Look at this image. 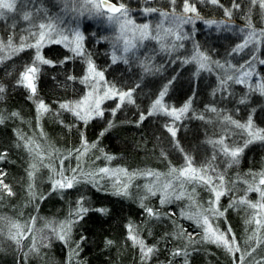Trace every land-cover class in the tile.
I'll use <instances>...</instances> for the list:
<instances>
[{
    "label": "trees",
    "instance_id": "trees-1",
    "mask_svg": "<svg viewBox=\"0 0 264 264\" xmlns=\"http://www.w3.org/2000/svg\"><path fill=\"white\" fill-rule=\"evenodd\" d=\"M114 1L138 8L131 0ZM234 3L240 7L234 8ZM196 7L207 19H226L225 9H229L227 21L235 29L217 33L213 28H197V43L213 64L209 72L184 65L182 60L192 51L189 40L171 55L158 53L153 42H147L134 56L152 62L145 69L131 58L112 63L110 48L102 39L108 30L81 22L84 49L96 67L117 90H133V102L121 103L114 115L115 99L105 100L100 107L103 116L87 122L60 108L79 99L84 65L60 45L43 50L51 63L40 69L34 96L17 82L28 52L0 60L4 89L0 92V154L5 156L0 159V180L12 193L0 184V264H240L241 256L243 264H264V227L257 229V211L250 206L256 203L254 186L264 176V140L247 145L233 164H227L210 141L225 134L229 142L233 135L234 143H239L237 133L225 131L230 123L223 122L222 113L236 120L250 113L257 126L264 128L263 99L254 86L245 92L232 80L228 86L234 90L227 97L211 92L216 73L227 78L250 60L264 81L261 46L258 51L255 47L233 51L242 40L237 33L243 27L248 30L251 23L256 31L264 30V9L250 0H218V4L203 0ZM19 16L15 11L0 18V41L26 33L30 21ZM165 85L167 107L181 106L191 98L192 114L175 125V137L168 131L171 121L166 113L149 115ZM40 101L47 111L38 113ZM186 157L191 158V166L215 169L223 178L218 200L212 184L179 177ZM101 168L109 171L101 173ZM58 180L71 181L72 187L54 188ZM259 187L264 191V185ZM162 199L166 202L161 203ZM259 201L264 204L261 195ZM149 208L152 215L146 211ZM198 215H207L211 229L226 234L230 242L235 236L239 251L229 253L206 240L204 227L195 218ZM129 226L133 235L155 249L147 259L129 239ZM64 231L66 240L58 239ZM177 249L187 255H174Z\"/></svg>",
    "mask_w": 264,
    "mask_h": 264
},
{
    "label": "rangeland",
    "instance_id": "rangeland-1",
    "mask_svg": "<svg viewBox=\"0 0 264 264\" xmlns=\"http://www.w3.org/2000/svg\"><path fill=\"white\" fill-rule=\"evenodd\" d=\"M97 3H99V0H96ZM134 5V2L138 3V8L135 7H128L125 6V8L128 10V15H127V20L132 21L133 23L128 25L126 29V34L125 38L129 41H131V44L133 45L130 47L129 51L125 52L124 51V40L120 39V26L119 24H114L110 22L106 16H100L93 14L92 12L89 11L90 5L85 4L84 0H24L23 4L17 5V14L20 15L19 17H22L23 19V14L25 12H30L31 19L29 20L30 22L26 26V33L22 34L18 39L13 37V46L14 47H19L21 44V37H24L25 43L28 44H35V39L30 36V33L36 32L37 25L40 23H47L49 19L52 20V22L56 25L57 31L62 33L63 36L68 37V41H63L62 36L55 35L53 34V42H44L43 46L40 48V55L48 60L45 55L43 54V50L47 46H51L54 44L60 45L62 48L66 49L68 53L72 57H77L79 58L83 63V71H82V76H81V81L85 77L88 69V59H91L89 55L85 52L84 46H85V39L86 36L83 33L82 27H81V22L82 21H87V23H91L94 25H98L97 27H102L105 30H108L109 34H106L102 39L105 41L106 45L109 46L110 48V61L113 62V55L115 54L118 59L116 60L115 63H125L127 61L131 60L140 66L139 68H146V66H149L152 62L148 61L145 62L144 59H134V56L137 55L139 50L145 46L147 42H153L154 47L157 49L158 53L160 54H166V55H171L175 53V51H179L182 49V46L184 42L187 40L190 41L191 46H192V51L190 52V55L183 59L182 61L186 64H192L194 66L195 71H206L209 72L211 69H213V64L210 62L209 58L207 60H201L200 54H203V56L206 57V55L201 51L198 43H197V38H196V30L200 26L205 27V28H213L216 30L217 33H221L223 31L227 32H234L235 29L231 28V23L227 21V19L230 17L225 14L226 19H218V18H204L203 14L200 13L198 10L196 13H187L184 14L185 18L191 17V20H188L187 22H179L173 17V13L175 17H179L182 14V9H183V4L182 0H176L175 5L172 4L171 0H131ZM195 2V0H193ZM199 4L203 3V0H198ZM147 4V5H146ZM197 4V2H196ZM36 8V9H35ZM146 8H151V9H157L158 11L156 12H149L145 13L144 9ZM35 9V10H34ZM197 9V7H196ZM33 10V11H32ZM161 13H167L168 16H162ZM197 14L199 18L197 17ZM14 23H17V20H13ZM208 21H214L215 23L209 24ZM28 22V21H26ZM144 24L149 25L148 33L147 36L143 39H141V32L138 29V27L135 26H141ZM25 26V25H24ZM233 29V30H232ZM170 30V31H169ZM79 32L83 39L80 41L82 45V50H83V55H77L74 53L71 48L75 47V33ZM259 33V31H256ZM249 33V29L247 30L246 27H243L241 31H239L237 34L240 36L242 35V40L239 42V44H243L244 40L247 38ZM179 37V38H177ZM17 39V43L14 42V40ZM61 41V42H54V41ZM8 39L4 42V45H7ZM66 43H70V47H66ZM238 44V45H239ZM264 37L258 36L257 39L248 45V47L244 48L242 51L248 49L249 47H255L253 50L258 51V47L261 46V50L264 49ZM234 49L236 48V45L233 46ZM25 52H28V55L24 56L25 57V62L23 66L25 65H31L32 61L35 59L36 56V49L35 48H25L23 51L13 55L11 54V50L7 47L4 48L3 51H0V57H3L4 60L9 57L25 54ZM138 56V55H137ZM92 61V60H91ZM251 60L245 64L243 68H240L238 71L233 72V74L228 75V77H233V79L229 80L227 78H222V76H227L226 74H215V83L214 86L212 87V94L213 95H219L223 97H227L232 93L234 90V86L230 87L228 84L233 80L234 83H236L239 86L244 87L245 92L246 91H251L252 87L254 86L256 89L257 94L261 96L263 99L262 104L264 105V93H262L259 89V85L264 84V81L261 77V75L258 73V71L255 69V67L251 66ZM93 65L95 66L97 71H101L96 67V64L92 61ZM201 63H203V67H201ZM48 64H39V71L40 69ZM252 67V68H251ZM150 70V69H148ZM247 72L249 75L244 78L243 74ZM39 73V72H38ZM37 73V76H38ZM104 76V81H98V78H90V80L86 83L81 84V95L77 101L74 103H71V106H75L76 102L82 101L86 96H89V93L92 95L89 97V101L87 103H91L94 99H98L100 97L104 96V92L107 91L108 89L112 88L111 84L106 80V77L103 73ZM244 78V83H237L236 80ZM37 79V78H36ZM125 83H127V79L124 80ZM222 81H225V83L222 84ZM36 83V80H35ZM235 84V85H236ZM230 87V88H229ZM115 91H120L117 90L116 88L114 89ZM123 90V91H128ZM159 97H157L158 99ZM108 99H115L117 100L118 104H121V101L119 100L118 96H112L111 98ZM107 100V99H102L100 103V107L102 103ZM127 101V100H125ZM191 102V98L181 106H176V107H167L168 105L165 104L162 98V104L169 110L171 109H176L177 111L181 108L184 107L185 104ZM87 103L82 106L81 109H76L77 111H81L83 114V111L86 110L87 108ZM192 104L190 103V106L186 112H184L182 115H180L179 119H176L174 116L168 115L171 121V128L175 131L174 127L175 125L188 115H191L192 111ZM165 113L164 111H160ZM223 114V113H222ZM220 114L223 116L224 121L227 123H230L228 127L225 129V131H231V133H237L238 134V140L239 143L235 144L234 142L237 140L236 137L232 135L231 139L233 141L229 142L226 139V135L223 134L219 137H215L214 139H208L210 141H213L216 143L217 148H219V154H221L222 158L227 161V164H233L236 163L242 154V151L239 153L238 157L233 160V158L230 155H225L224 151H222V147L226 146L229 151H231L234 148H245V143L247 141H251L250 143H247V145H250L253 142H259L262 141L260 139H254L249 132L250 131H255V130H261L260 134L264 135V128L258 127L256 124V121L253 120L252 115L249 113L247 118L243 120H236V119H231L230 115L228 114ZM96 116L95 114L92 115ZM230 118V119H229ZM249 119H251L252 122V129L249 130L247 128H239L236 126V124L232 123L231 121H236L239 124H247ZM223 138L224 145L222 146L221 144L218 143ZM191 166V165H190ZM189 167L188 161H185V164L182 165V169H186ZM191 168L198 170L199 175H204L205 179H211V184H212V189H215L216 192H221L223 191L221 181H220V175L217 173L215 169L213 170H206V169H199L196 167L191 166ZM179 175V172H177ZM126 177V175H125ZM264 179V176H262L259 180V184H256L258 186H254L255 190L259 188L261 190L260 186V181ZM218 182V183H217ZM207 184V185H211ZM218 184V186H216ZM257 196H256V219H261L262 217L258 215L261 213V208L259 205L261 202L259 201L260 197V191H257ZM222 193V192H221ZM214 197L216 198V194H214Z\"/></svg>",
    "mask_w": 264,
    "mask_h": 264
},
{
    "label": "snow or ice",
    "instance_id": "snow-or-ice-1",
    "mask_svg": "<svg viewBox=\"0 0 264 264\" xmlns=\"http://www.w3.org/2000/svg\"><path fill=\"white\" fill-rule=\"evenodd\" d=\"M85 4L90 5V9L89 11L92 12L93 14L96 15H100V16H106L107 19L114 23V24H119L120 26V39L124 40V51L127 52L129 51L130 47H132L133 45L131 44V41L127 40L125 38V34H126V29L128 27V25L132 24L133 22L130 20H127V15H128V10L125 8V5L123 3H120L118 6L117 4L111 3L110 0H99V3L96 2V0H84ZM172 4L175 5L176 0H171ZM196 2H198V0H195V2H193V0H182V4H183V9H182V14L179 17H175L174 13H173V17L174 19H176L179 22H187L188 20H191V17H187L185 18L184 14L187 13H196L197 9H196ZM210 2L212 4H218V0H210ZM252 5H259V7L261 9H264V0H250ZM19 4H23L24 0H0V18H4L7 13L10 12H15L17 11V5ZM234 8H239L240 5L237 3L233 4ZM158 11L157 9H151V8H146L144 9L145 13H149V12H156ZM225 14L226 15H231V11L229 9H225ZM31 13L30 12H25L23 14V20L25 21H29L31 19ZM162 16H168L167 13H161ZM199 18L198 14L197 17ZM250 19V18H249ZM209 24L215 23L214 21H208ZM37 27V31L36 32H32L30 33V36L32 38L35 39V44H28L25 43L24 37H21V44L19 45V47H14L13 46V37L9 36L8 37V41H7V45H4L3 41H0V51H3L5 47L9 48L11 50V54L15 55L21 51H23L25 48H35L36 49V56L35 59L32 61L31 65H25L24 67V71H22L19 76L20 79L17 81L19 84L24 85L27 89L30 90L31 94L34 96L36 94V83L35 80L37 78V73L39 72V64H50L51 61L44 59L41 55H40V48L43 46L44 42H53V34L55 35H59L62 36V40L63 41H68V37L67 36H63L62 33L57 31L56 25L52 22L51 19L48 20L47 23H40L39 25L36 26ZM138 27V29L141 32V39L145 38L147 36L148 33V29H149V25L148 24H144L141 26H135ZM248 28L250 29L247 38L244 40L243 44H239L236 46L235 49H233L234 52H238L243 50L244 48L248 47L249 44L253 43L258 36L260 37H264V30H261L259 33L256 32V30L254 28H252L251 23L248 24ZM170 31V30H169ZM75 47H72L71 50L76 53L77 55H83V50H82V45L80 43V41L83 39L82 35L79 32H76L75 34ZM179 38V37H177ZM54 42H61L59 40L54 41ZM66 47H70V43H66L65 45ZM200 58L201 60H207L208 57L203 56V54H200ZM0 59H3V57H0ZM67 59V58H66ZM118 59V57L115 56V54L113 55V62L115 63L116 60ZM61 63H64V61H61ZM88 63V69H87V73L85 75V77L82 79V83H86L90 80V78H98L97 82L100 81H104V76L103 73L100 71H97L95 66L93 65L91 59H88L87 61ZM261 63H264V61H261ZM203 63H201V67H203ZM243 68V65L241 66ZM249 75V73L245 72L243 74V77L246 78ZM244 78H240L237 79L236 82L237 83H244ZM69 79H75L74 77H69ZM229 80L233 79V77H228ZM225 83V81H222V84ZM169 84H171V81H169ZM115 86L113 85L112 88L108 89L107 91L104 92V96L100 97L98 99H94L91 103H87L89 101V97L92 95L91 93H89V96H86L82 101L76 102L75 106H71L70 104H65L62 103L60 104V108L61 109H68L74 112V114L79 117L81 120H84L85 122H87V120L89 118L92 117L93 114H95L96 116H103V112L100 110V103L102 99H108L111 98L112 96H118L119 100L121 101V103H123L125 100H127V102L132 103V91L133 90H128V91H115ZM259 89L262 93H264V84L259 85ZM4 89L2 86H0V92H3ZM168 91V85H165L163 90L159 93V98L156 99L153 104H152V111L149 112V115H152L153 112H157V111H164L166 114L174 116L176 119L180 118V115H182L184 112H186L190 106V101L189 103L185 104L183 108L179 109L178 111L176 109H171V111H169L163 104H162V98L167 94ZM31 98V96H30ZM87 103V108L86 110L83 111V114L81 113V111H77L76 109H81L83 105H85ZM120 104L116 105V108L113 109V115L115 114V111L117 109H119ZM47 106L44 104L43 101H40L37 105V111L38 113H42L44 111H47ZM213 111H215V109H213ZM13 115H16V113H13ZM145 119V116L142 114L140 116V120L143 121ZM230 119V118H229ZM0 122H2V118H0ZM232 123L236 124L237 127L239 128H247L249 130L252 129V122L251 119H249L247 124H239L236 121H231ZM109 127H111V124H109ZM168 131L171 132L172 136L175 137L176 133L175 131L169 127ZM261 130H255V131H250L249 134L254 138V139H260V140H264V135L260 134ZM101 135H103V133H101ZM251 141H247L245 143V147L247 146V143H250ZM219 144H221L222 146L224 145V141L223 138L218 141ZM83 144L86 145L87 141H83ZM93 147H95V145H92ZM242 148H234L231 151L228 150V148L226 146L222 147V151H224L225 155H230L233 160L235 161V159L238 157L239 153L242 151ZM182 151V149H181ZM5 156L3 154H0V159H4ZM108 159H112V157H108ZM186 160L188 161L189 167L186 169H182L179 171V177H183L185 178V180L187 182H191L192 180H198L199 182L205 183V184H211V179H205L204 175H199L198 174V170L191 168V158L190 157H186ZM109 170L106 168H101L99 169V172L101 173H107ZM124 171V170H121ZM173 171L175 172L176 170L173 169ZM146 175H153V173L151 172H146L144 173ZM0 175H3L2 173H0ZM32 173H29V176L31 177ZM74 179V178H73ZM223 182V178L221 177V183ZM260 183L262 185H264V179H262L260 181ZM0 184L3 185L4 189H6L8 191V194L11 195V189L8 187V185L3 184V180H0ZM65 187H72V182L71 181H56L54 184V188H65ZM168 187H170V185H166L165 188L167 189ZM124 188H127V185L124 186ZM252 189L249 188V191H251ZM257 191H260V195L261 198L264 199V191H261L259 188L256 189ZM149 192L152 191L151 188L148 189ZM212 191H215V189H212ZM117 194H127L126 191L123 193L118 192ZM216 199L218 200L220 195H222L223 193L221 192H216ZM180 197L178 196L177 199H179ZM166 200L162 199L161 203H165ZM240 203H244V201H240ZM253 208H256L257 205L253 204L250 205ZM259 207L261 208V213H259L258 215H260L262 218L261 219H255V222L257 224V229H259L260 227H264V204H260ZM81 211H87V209H83L81 208ZM100 211H106L104 209H101ZM146 211L152 215V209H146ZM212 213H215L216 210L215 209H210L209 210ZM219 215H223V213H219ZM190 219L193 217H189ZM197 220L198 224H201V226L204 227V232H205V239L206 240H211V242L216 243L218 245H222L229 253H232L234 250L235 251H239V247L235 246V236H232V240L231 242L229 241V239L227 238V235L224 233H219L215 230L211 229V226L209 224V220H208V216L207 215H198L197 217H195ZM62 228L64 227L63 225L61 226ZM130 231H129V239H131L134 243V245H139L141 253H142V258L143 259H147L154 251L155 249L153 247H147L144 243L143 240L139 239L136 235H133L132 231H131V226H129ZM228 233H231V229H228ZM68 236V232L64 231L63 234H58V239L60 240H66ZM13 239H16V237H12ZM251 239V238H249ZM17 243H19V241L17 240ZM108 244H111L112 241H108ZM258 244L260 243V241L257 242ZM33 250H35V244L33 245ZM253 251H255V249H253ZM187 255L186 252L182 253L179 249H177V251L174 253V255ZM247 255H251V253H247ZM244 261V257L241 256L240 258V264H243Z\"/></svg>",
    "mask_w": 264,
    "mask_h": 264
},
{
    "label": "water",
    "instance_id": "water-1",
    "mask_svg": "<svg viewBox=\"0 0 264 264\" xmlns=\"http://www.w3.org/2000/svg\"><path fill=\"white\" fill-rule=\"evenodd\" d=\"M111 3L117 4V6L119 5L118 3H116L114 0H110Z\"/></svg>",
    "mask_w": 264,
    "mask_h": 264
}]
</instances>
